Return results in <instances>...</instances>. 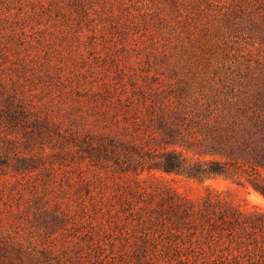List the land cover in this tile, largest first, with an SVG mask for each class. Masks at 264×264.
Segmentation results:
<instances>
[{
	"label": "rangeland",
	"instance_id": "374dc122",
	"mask_svg": "<svg viewBox=\"0 0 264 264\" xmlns=\"http://www.w3.org/2000/svg\"><path fill=\"white\" fill-rule=\"evenodd\" d=\"M261 39L264 0H0V264H264V196L249 184L125 173L72 141L157 148L154 104L264 80ZM22 157L35 167L16 170ZM167 188L235 208L236 231L168 249L141 227Z\"/></svg>",
	"mask_w": 264,
	"mask_h": 264
},
{
	"label": "trees",
	"instance_id": "16d2710c",
	"mask_svg": "<svg viewBox=\"0 0 264 264\" xmlns=\"http://www.w3.org/2000/svg\"><path fill=\"white\" fill-rule=\"evenodd\" d=\"M221 88L214 97L156 102L158 109L149 116L157 129L152 138L158 147L153 150L103 134L84 139L73 136L72 141L96 165L113 163L125 173L160 171L200 182L224 178L242 186L249 184L264 196V80H239L237 87L224 83ZM132 110L145 116L136 115L137 118H146L140 106L135 105ZM21 114L24 113L20 112L11 122L24 118L25 114ZM13 126L24 128V123ZM20 159L16 170L35 167L32 159ZM6 163L0 161V165ZM158 196V207L141 216V227L158 232L167 240L168 249L178 254L184 245L186 250L199 245L198 236L203 231L232 233L237 229V210L211 196L202 205L169 188ZM254 215L263 214L256 211Z\"/></svg>",
	"mask_w": 264,
	"mask_h": 264
}]
</instances>
